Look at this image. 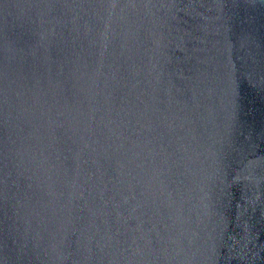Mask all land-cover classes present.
Instances as JSON below:
<instances>
[{
	"label": "water",
	"instance_id": "1",
	"mask_svg": "<svg viewBox=\"0 0 264 264\" xmlns=\"http://www.w3.org/2000/svg\"><path fill=\"white\" fill-rule=\"evenodd\" d=\"M0 264H264V0H0Z\"/></svg>",
	"mask_w": 264,
	"mask_h": 264
}]
</instances>
